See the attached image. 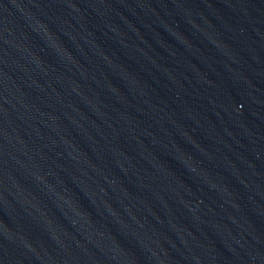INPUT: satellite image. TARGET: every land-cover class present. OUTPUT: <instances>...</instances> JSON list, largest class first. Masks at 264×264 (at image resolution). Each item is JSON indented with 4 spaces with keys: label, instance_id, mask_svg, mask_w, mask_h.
I'll return each mask as SVG.
<instances>
[{
    "label": "water",
    "instance_id": "water-1",
    "mask_svg": "<svg viewBox=\"0 0 264 264\" xmlns=\"http://www.w3.org/2000/svg\"><path fill=\"white\" fill-rule=\"evenodd\" d=\"M0 264H264V0H0Z\"/></svg>",
    "mask_w": 264,
    "mask_h": 264
}]
</instances>
